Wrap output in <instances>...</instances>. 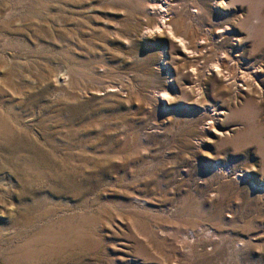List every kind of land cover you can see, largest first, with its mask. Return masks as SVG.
Returning <instances> with one entry per match:
<instances>
[{
  "label": "rangeland",
  "instance_id": "1",
  "mask_svg": "<svg viewBox=\"0 0 264 264\" xmlns=\"http://www.w3.org/2000/svg\"><path fill=\"white\" fill-rule=\"evenodd\" d=\"M0 264H264V0H0Z\"/></svg>",
  "mask_w": 264,
  "mask_h": 264
},
{
  "label": "bare ground",
  "instance_id": "2",
  "mask_svg": "<svg viewBox=\"0 0 264 264\" xmlns=\"http://www.w3.org/2000/svg\"><path fill=\"white\" fill-rule=\"evenodd\" d=\"M166 24V23H165ZM168 24V23H167Z\"/></svg>",
  "mask_w": 264,
  "mask_h": 264
}]
</instances>
